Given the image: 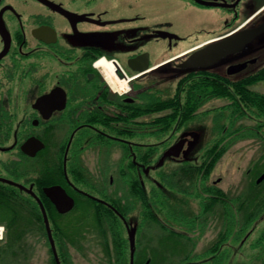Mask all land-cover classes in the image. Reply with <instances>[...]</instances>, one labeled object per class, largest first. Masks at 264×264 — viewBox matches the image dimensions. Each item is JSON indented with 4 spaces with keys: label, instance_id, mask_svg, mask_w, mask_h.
I'll return each mask as SVG.
<instances>
[{
    "label": "flooded vegetation",
    "instance_id": "flooded-vegetation-1",
    "mask_svg": "<svg viewBox=\"0 0 264 264\" xmlns=\"http://www.w3.org/2000/svg\"><path fill=\"white\" fill-rule=\"evenodd\" d=\"M209 10L210 16L203 13ZM237 34L243 43L224 55L213 59V53L203 51ZM199 52L197 65H186ZM263 65L264 0H0V198L39 197L49 203L48 215L57 218L92 210L96 226L91 233L83 228L79 237L86 241L85 234L102 235L103 242L98 243L108 256L105 264H228V214L242 213L238 224L231 219L234 233H244L242 244L250 230L240 228L253 210L254 264H264V190L252 197L230 198L228 188L217 186L223 175L215 169L225 151L209 172L197 176L198 166L207 169L204 159L211 160L218 150L210 144L225 134L219 125L225 121L241 125L242 119L251 117L236 116V99L222 98L203 101L199 113H207L198 115V100L188 98L189 90L204 89L210 81L217 88H243L245 78ZM117 80L124 81L123 86H117ZM262 83L252 88L259 90ZM167 122L172 125L166 127ZM207 123L205 147L187 159L197 140V126ZM241 134L236 131L231 139L259 137L256 132ZM179 141V155H166L157 166ZM94 159L100 174L92 177L86 161L94 165ZM109 160L113 161L108 164ZM190 180L194 192L180 193L198 201L200 209L189 222L194 225L200 210L211 221V216L221 220L220 225L214 223L219 227L217 237L204 252H195L197 240L164 219L165 210L174 219L187 218L184 202L167 194L176 189L167 186L181 191ZM119 185L128 186L129 194L107 191ZM51 186H60L73 198L69 210H58L46 191ZM134 187L144 194L135 195ZM152 187L157 189L151 192ZM113 203L122 204L125 211L109 210ZM150 209L156 221L150 220ZM150 223L160 231L148 234ZM64 228L51 229L62 233V242L70 239ZM123 228L132 261L118 258L123 239L117 240V230ZM33 231L42 236V228ZM128 231L134 232L132 246ZM108 233L115 237L109 242ZM90 242H79L78 247L74 241L60 243L68 255L65 263L71 260L69 245L90 248ZM29 246L7 261L0 240V264H28ZM55 249L58 256L60 248ZM173 251L180 257H172Z\"/></svg>",
    "mask_w": 264,
    "mask_h": 264
},
{
    "label": "rangeland",
    "instance_id": "rangeland-1",
    "mask_svg": "<svg viewBox=\"0 0 264 264\" xmlns=\"http://www.w3.org/2000/svg\"><path fill=\"white\" fill-rule=\"evenodd\" d=\"M207 15H211L213 11L209 10L206 12H203ZM180 19V18H179ZM177 20V19H176ZM256 89H259V91L264 92V83L257 85ZM223 121H219V124L222 123ZM226 125H228V129H231L230 124H228L226 121L223 122ZM254 121L251 119H242L240 124H248V125H253ZM209 123L204 124V125H199L197 126V140L193 142L192 146V152L187 154V159L190 158V155L193 154V152H196L199 149H202L205 147L207 143V137L210 134L209 133ZM228 133V132H227ZM209 140V139H208ZM231 140V143L228 145V148L226 149V153L221 157L218 166L216 167V171L220 174L223 175V178L221 181H218V183H215L217 186H222L223 188H228L230 198L235 197L237 195H249L253 196V194L259 192L260 190H264V178L261 180L259 183H256V180L260 174L264 170V143L262 141V137H248V138H235V139H229ZM114 160L119 157V154L116 153V155H112ZM178 158V157H177ZM183 159V160H187ZM90 161V160H89ZM113 160L107 161L112 162ZM94 165L89 164V162L86 161L87 168L89 170V173L91 174L90 176L94 177L95 174L97 173L100 174L97 170L95 171V159H94ZM91 163V162H90ZM167 163V161H166ZM95 166V168H94ZM166 168V167H165ZM198 176V179H200V176ZM221 176V175H219ZM173 177V176H172ZM175 178V177H173ZM184 183V182H183ZM206 184V183H205ZM193 182L190 180L189 182L184 183V187L188 189L189 192L193 191ZM194 185H197L195 182ZM202 185V184H201ZM176 188L179 191V187L176 186ZM115 190V187L110 186L107 191L109 192H114L116 191L117 194H129V187L128 186H117ZM194 192V191H193ZM168 195L171 197H174L176 199L182 200L184 202V206L186 207V219L182 220H177L174 219L173 215L165 210V217L164 219L166 222L169 224V226H172L174 230L179 231L183 234H189L192 236V238H195L198 242V246L195 249V252H204L207 250V248L210 246V244L216 239L217 233L219 231V227L215 225L214 223L216 222L218 225L221 224V220L218 219L216 220L214 216L213 221H211V218L207 216V214L201 213L202 211L200 210L197 213V220L194 223H190V217L193 215L197 210L200 209V204L197 203L198 201H193L192 199L186 197L185 195H182L179 192H167ZM236 205L235 203L233 205V212H236ZM83 213L85 215L79 214V212H72L70 214H67L62 217H58V222L60 224V227L68 229L70 231V239H65L62 242L66 244V242H69L72 244V242H76L75 245L81 246L79 242H87L91 241L89 245H91L90 248H87L86 246L84 248L80 249H74L71 245L68 246V249L70 250V261L68 262L69 264H105V260L108 259V256L102 246L99 245L98 242H103V237L102 235H98L99 237L94 238L92 237L93 235L85 234L83 235L87 240L84 241L82 240L79 236L83 234L85 231H89L90 233L93 232L91 231V227L96 226V221L94 214L92 210L88 211L87 208H83ZM232 213V211L230 210ZM164 216V215H162ZM229 218V227H230V240H229V250L227 252L228 257L231 259L228 264H254V248L251 246L254 244V238H255V231H254V221L248 226L247 230H250L248 234H246V237H244V241L242 244H240L241 239L244 236V233L238 236V234H235V228L233 222L231 223V219L235 223L238 224V222H241L242 218V213H234L233 214H228ZM235 216V217H234ZM208 217V219H207ZM56 218V217H55ZM54 218V219H55ZM206 218V219H205ZM56 219V220H57ZM207 220V225L205 224ZM238 221V222H237ZM55 222V221H54ZM211 223H213V227L209 228L211 226ZM233 224V227L231 226ZM201 229H198L195 231V226L201 227ZM52 228H54V225H50ZM2 234L0 235V240H2L5 235V227L3 224H0ZM51 228V229H52ZM65 229V228H64ZM206 229V232L203 230ZM193 230L195 231L193 233ZM245 230V231H247ZM160 230L157 228V225L154 223H150L148 225V234H156ZM244 231V232H245ZM113 230L111 231V233ZM132 231H128L130 233ZM118 233V239L121 241L123 239V244L126 245V229H119L117 230ZM196 233V234H195ZM82 236V237H83ZM110 238L113 240V237L110 233L107 234V239L108 242L110 241ZM166 238H168L166 236ZM202 238V239H201ZM29 242L30 246L28 247V264H47L48 263V257L49 253L47 252V243L46 242V236H38L37 233H32L30 234L29 237ZM73 240V241H71ZM2 242V241H1ZM54 244V243H53ZM97 244V245H96ZM112 244V243H111ZM57 245V246H56ZM103 245V244H102ZM120 245V244H119ZM120 246L118 250H124L126 252V255L128 256V249L126 248L127 246ZM180 245L178 244L177 247ZM59 247L57 242L55 243L54 248ZM192 247V242L188 243L187 248ZM182 250V247H179ZM176 249V248H175ZM178 249V248H177ZM56 250V249H55ZM167 250V249H166ZM169 250V249H168ZM5 251V258L7 261L15 259L11 254ZM84 251V252H82ZM173 253L176 256H172L175 258L180 257L179 252ZM194 254V253H192ZM23 259H26L23 257ZM18 261V260H17ZM8 264V263H6Z\"/></svg>",
    "mask_w": 264,
    "mask_h": 264
},
{
    "label": "trees",
    "instance_id": "trees-1",
    "mask_svg": "<svg viewBox=\"0 0 264 264\" xmlns=\"http://www.w3.org/2000/svg\"><path fill=\"white\" fill-rule=\"evenodd\" d=\"M261 81H264V65L260 68L259 72L253 73L249 75L243 83L245 82V86L243 88L238 89H227V88H217L216 82H205L204 85H206V88H195L193 90L188 91V98H196L198 100V105L196 107L198 115L204 114L207 112L199 113V110L202 108V105L204 104L203 101L209 100V99H216V98H222V99H236L234 111L236 116L246 118L251 117L254 121L253 125L248 124H242L239 125L236 123V126L234 124L229 123L231 129L225 128L226 124L223 123L222 126L219 125V130L224 131V135L221 136L220 139L215 138V140L210 144V147L217 148L218 150L215 151L213 154L212 159H204V163H209V167L206 169L204 165H199L197 168V175L201 174L202 172L207 171L209 172L212 166L215 165L218 158L223 154L224 151L228 148V145L230 144V140L228 142H225L226 138H232V136L235 134V132L240 131L242 135H254V133H259V137H262V141L264 143V92L255 90L252 88L254 84H257ZM197 94V95H196ZM201 101V102H200ZM234 105V104H232ZM172 123L167 122L166 127H170ZM228 132V133H227ZM223 142V143H222ZM152 152V150H151ZM206 153V152H205ZM206 155V154H205ZM154 156V154H153ZM207 157L209 154L206 155ZM187 179L192 178L189 176L188 173H186ZM193 179V178H192ZM170 189H173L177 192H183L187 195L190 194L187 188L184 190H181L176 188L173 184H170L167 186ZM157 188H151V192L155 191ZM134 194L141 196L144 194V192H141L142 188L140 187H134ZM13 198V197H11ZM16 201V202H15ZM47 204L44 203L41 198L37 197L36 199L29 196V195H23L19 197V199L11 200L8 198H0V224H3L5 227V237L3 238L6 252L11 254L14 258L19 257V254L21 251H24L25 248H27L29 242V237L33 230L36 228H42L43 231L41 232L42 236H46V242H49L50 245V254L52 262L50 264H61V260L64 261V264H69L68 262L65 263V260H68V255L65 254V252L61 251L60 243H62V233L54 234L51 231V224L54 225V228H60V224L58 222L57 217H50L48 215V208ZM122 205V204H121ZM119 203H113L111 204V208L109 210L117 211V212H123L125 211L123 208V205L121 206ZM123 207V208H122ZM151 209L149 210V212ZM4 216H1V215ZM149 218L152 221H156V218L153 217L154 214L152 212L149 213ZM55 218V219H54ZM45 219L48 221V227L46 224ZM57 219V220H56ZM55 221V222H54ZM254 221V214L253 210H250L246 213L245 216V222L242 229L247 230L248 226ZM49 228V229H48ZM119 230V229H118ZM239 231V229H237ZM50 231V232H49ZM248 231V230H247ZM37 232V231H36ZM231 232V231H230ZM39 235V233H38ZM118 235V233H117ZM60 240V241H59ZM54 244H53V243ZM59 245V255L56 256V250L54 248L55 243ZM53 245V246H52ZM254 248V244L251 245ZM118 258H122L123 260L129 259L130 256L126 255V252L122 249L117 251ZM111 253L110 250L108 254ZM167 254L169 252H166ZM133 264V263H130ZM136 264V263H134Z\"/></svg>",
    "mask_w": 264,
    "mask_h": 264
},
{
    "label": "water",
    "instance_id": "water-1",
    "mask_svg": "<svg viewBox=\"0 0 264 264\" xmlns=\"http://www.w3.org/2000/svg\"><path fill=\"white\" fill-rule=\"evenodd\" d=\"M238 37H239V34H237L236 36L230 37V38H223L220 41L209 45L203 51H208L209 53H213L212 57L213 59H216L217 57L224 55L226 52H229L234 47H237L238 45L242 44L243 43L242 37L241 38H238ZM201 52L191 55L185 62L186 65H190V66L197 65V61L200 58ZM181 147H182L181 141L171 146L168 150L164 152L163 156L160 158V160L157 162L156 165L157 166L161 165L163 163L162 162L163 158L166 155H173V156L179 155ZM263 177H264V173L258 178L257 181H260ZM46 191L51 197V199L53 200V202L56 204L59 211L61 212L67 211L73 206V203H74L73 198L69 196L60 186L47 187ZM45 221L48 227L47 219H45ZM129 239H130L131 246H132L134 243V232L133 231L129 233ZM130 258L132 261L133 250H131Z\"/></svg>",
    "mask_w": 264,
    "mask_h": 264
},
{
    "label": "bare ground",
    "instance_id": "bare-ground-1",
    "mask_svg": "<svg viewBox=\"0 0 264 264\" xmlns=\"http://www.w3.org/2000/svg\"><path fill=\"white\" fill-rule=\"evenodd\" d=\"M100 60H101V59H100ZM100 60H99V61H100ZM99 61L97 62L98 64H99ZM109 62H110V61H109ZM110 63H111V62H110ZM113 69H114V67H113ZM114 75H115V74H114ZM115 77H116V76H115ZM123 82H124V81H122V80H121V81H120V80H119V81L117 80V81H116V85H117V86H123ZM119 88H120V87H119ZM0 234H1V227H0Z\"/></svg>",
    "mask_w": 264,
    "mask_h": 264
},
{
    "label": "built area",
    "instance_id": "built-area-1",
    "mask_svg": "<svg viewBox=\"0 0 264 264\" xmlns=\"http://www.w3.org/2000/svg\"><path fill=\"white\" fill-rule=\"evenodd\" d=\"M1 234H2V230H1ZM1 234H0V235H1Z\"/></svg>",
    "mask_w": 264,
    "mask_h": 264
}]
</instances>
